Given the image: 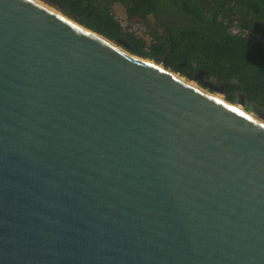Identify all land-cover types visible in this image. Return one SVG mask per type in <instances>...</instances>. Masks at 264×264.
Returning a JSON list of instances; mask_svg holds the SVG:
<instances>
[{
    "label": "water",
    "instance_id": "95a60500",
    "mask_svg": "<svg viewBox=\"0 0 264 264\" xmlns=\"http://www.w3.org/2000/svg\"><path fill=\"white\" fill-rule=\"evenodd\" d=\"M61 15L0 0V264H264V125Z\"/></svg>",
    "mask_w": 264,
    "mask_h": 264
},
{
    "label": "trees",
    "instance_id": "16d2710c",
    "mask_svg": "<svg viewBox=\"0 0 264 264\" xmlns=\"http://www.w3.org/2000/svg\"><path fill=\"white\" fill-rule=\"evenodd\" d=\"M73 22L139 58L210 83L246 112H264V0H43ZM143 26L149 40L123 30L113 7ZM205 72L201 80L194 77Z\"/></svg>",
    "mask_w": 264,
    "mask_h": 264
},
{
    "label": "rangeland",
    "instance_id": "374dc122",
    "mask_svg": "<svg viewBox=\"0 0 264 264\" xmlns=\"http://www.w3.org/2000/svg\"><path fill=\"white\" fill-rule=\"evenodd\" d=\"M38 1L44 3L43 0H38ZM44 4H45V3H44ZM46 5H47V4H46ZM47 6H48V5H47ZM112 11H113V13H114L116 19L118 20V22L120 23L121 27L123 28V30H124L125 32L133 33V34H134L135 36H137V37L143 38L144 40H147V41L149 40V38L145 35V30H144V27H143V26H141V27H140V26H137V24H136V22H135L134 20H133V21H127V20H126L124 10H123V8H122L121 6H119V5H115V6L113 7V10H112ZM147 61H148V60H147ZM149 62H152V64L155 63V62H153V61H149ZM155 64H156V63H155ZM156 66H157L158 68H160V69H164V70H166L167 72H169V73H171V74H175V75H177V76L183 78L186 82H188V83H190V84H192V85H195L197 88L201 89L203 92H205V93H207V94H211L212 96H216V97H218L219 99L225 101L223 95H221L220 93H218V92H212V93H211V92L205 90L204 88H202V87H201L198 83H196L194 80H188V79H186L185 77H182L181 75H179L178 73L172 72V71L169 70V69H165L161 64H156ZM226 103H227V102H226ZM231 105H232V104H231ZM233 106H238V105L235 104V105H233ZM239 108H240L241 111L245 112L246 114H248L249 116H251V117L254 118L255 120H258L259 122L264 123V121L258 119L254 114H252V113H250V112H246V111L243 109V107L240 106Z\"/></svg>",
    "mask_w": 264,
    "mask_h": 264
},
{
    "label": "bare ground",
    "instance_id": "6f19581e",
    "mask_svg": "<svg viewBox=\"0 0 264 264\" xmlns=\"http://www.w3.org/2000/svg\"><path fill=\"white\" fill-rule=\"evenodd\" d=\"M32 1H34V2H36V3H38V4H40L41 6H43V7H45V8H47V9H49V10H51L52 12H54V13H56V14H58L59 16H61L62 17V15L57 11V10H55L54 8H52V7H50V6H47L46 4H44V3H42V2H40V1H38V0H32ZM70 20V19H69ZM72 21V20H71ZM72 23L73 24H76L77 26H79L77 23H75V22H73L72 21ZM79 27H81V28H84V27H82V26H79ZM147 62H149V61H147ZM149 63H151L152 64V62H149ZM172 76H174L175 78H177V79H179L180 81H183V82H185V80L183 79V78H181V77H179V76H177V75H175V74H171ZM188 83V82H187ZM188 84H190V83H188ZM191 86H193V87H195V88H197L195 85H192V84H190ZM199 89V88H198ZM199 90H201V89H199ZM202 91V90H201ZM203 92V91H202ZM205 93V92H204ZM209 96H211V97H213V98H215L216 100H219V101H221V102H223V103H226L225 101H223V100H221V99H219L218 97H216V96H212L211 94H208ZM231 105V104H230ZM235 109H237V110H239L240 111V106H233ZM248 115V114H247ZM249 116V115H248ZM249 117H251V116H249ZM252 118V117H251ZM252 119H254V118H252ZM255 120V119H254ZM255 121H257L259 124H262V125H264V123H262V122H259L258 120H255Z\"/></svg>",
    "mask_w": 264,
    "mask_h": 264
}]
</instances>
